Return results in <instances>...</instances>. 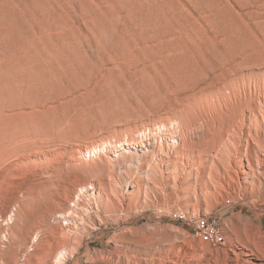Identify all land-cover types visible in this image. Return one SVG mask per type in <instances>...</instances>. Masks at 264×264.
Segmentation results:
<instances>
[{"label":"rangeland","instance_id":"1","mask_svg":"<svg viewBox=\"0 0 264 264\" xmlns=\"http://www.w3.org/2000/svg\"><path fill=\"white\" fill-rule=\"evenodd\" d=\"M180 15L207 43L209 61L230 66L236 77L208 96L209 112L177 102L164 72L93 78L95 60L146 39L164 41ZM263 98L264 0H0V264H90L88 256L112 237L138 259L178 243L203 244L202 257H189L193 264H232V250L237 264H245L242 253L264 264L263 198L215 191L200 182L198 162V173L186 177L181 169L172 187L159 171L147 175L152 158L135 165L131 154L113 157L131 143L157 146L163 132L181 145L232 102ZM130 182L133 195L125 192ZM116 185L124 189L121 199L111 198ZM98 196L114 208L103 210L96 234L77 241L69 229L82 212L94 211ZM175 212L184 223L171 220ZM201 219L216 221L222 246L192 235L188 225Z\"/></svg>","mask_w":264,"mask_h":264},{"label":"bare ground","instance_id":"2","mask_svg":"<svg viewBox=\"0 0 264 264\" xmlns=\"http://www.w3.org/2000/svg\"><path fill=\"white\" fill-rule=\"evenodd\" d=\"M148 43L151 45L144 46ZM204 47L208 49L207 43L200 39L196 26H193L186 16L180 15L178 21L171 26L164 41L146 39L140 43L136 42L128 46L126 51H121L106 60H95L92 64V75L94 79L98 80L114 72L120 73L130 69L164 72L169 77H167L169 80L166 83L167 78L162 74L163 76H160L165 78V81L162 82L168 84L167 86L171 89L177 90V102L185 107L200 106V108L209 112L212 104L208 101V96L211 94L217 95L219 91L228 86L229 82L235 81L236 77L231 74L230 66L218 65V61L216 59L213 60V57L211 59L215 61V64L209 61L210 53L208 51L207 54L209 56H206L207 49L205 50ZM86 54L80 51L76 53V57L84 60ZM237 62L240 61L238 60ZM200 118L202 117L197 115L195 117L196 122L197 120H202ZM204 122H209L207 124L210 125L206 124L208 130L207 128L205 131L203 128H196L195 139L184 140L181 145L176 135L171 134L173 140L168 141L166 138L168 134L163 132L159 145L155 146L151 141L131 143L126 149L116 151L113 157L118 161L123 155L131 154L135 165H141L147 158H152L154 166L146 174L153 176L157 173L155 171H159L164 174L166 183L172 187L177 185L181 169L184 168L183 172L187 174L184 176L191 177L197 167L196 162H198L201 169L203 168L202 172L199 169L201 173L200 182L205 183L204 179H206L215 191L219 192L220 189L225 188L232 195L237 194L246 199H264V98L263 100L259 99L256 103L247 100L232 102V106L227 107L225 110L217 111L209 121ZM93 149V153L97 151L96 148ZM131 156H128L127 159L131 158ZM123 171H125V168H123ZM134 185V182L127 183L125 192L129 191L132 194L131 190ZM91 190L94 189L91 188ZM123 191V188L116 185L109 192L111 193V198L119 199L120 197L122 198ZM96 198L94 211L89 210V213L84 214L82 212L79 219L74 221V225L69 229L71 234L77 238V241L80 240L82 235L94 232L96 234L99 227L105 222L102 216L103 210L105 208H114V204L111 201V203H106L103 197L98 196ZM205 221L201 219L195 225ZM215 235L220 243L223 244L224 241L216 227ZM195 236L204 237V235ZM206 239L209 244L214 246L210 239ZM113 241V237L109 238L104 243V250L92 252V256H88L86 263L191 264L192 261L190 259H194V256L199 259L206 251L203 244H200L198 248L191 246V244L187 246L184 243L185 241H183L182 243L185 245L177 243L168 248L163 247L157 249L155 253H147L144 257L138 259L135 256L131 257L128 255L129 248L125 241H121V244L118 245H115ZM110 244L113 247L111 250H107ZM260 247H258L259 254L264 257V247ZM73 250L77 253L78 246L74 247ZM238 253L232 250V256H228L232 264H237ZM190 256L193 258L189 259ZM240 256L243 263L251 264L250 255L242 253ZM185 259L188 260L186 261ZM74 264H78V260Z\"/></svg>","mask_w":264,"mask_h":264},{"label":"built area","instance_id":"3","mask_svg":"<svg viewBox=\"0 0 264 264\" xmlns=\"http://www.w3.org/2000/svg\"><path fill=\"white\" fill-rule=\"evenodd\" d=\"M170 218L174 222L184 223V221L181 220V212L171 214ZM188 226L192 230V235H204V238L210 239L215 247L222 246L219 239L215 235V227H218L216 226L215 220H206L204 223Z\"/></svg>","mask_w":264,"mask_h":264}]
</instances>
